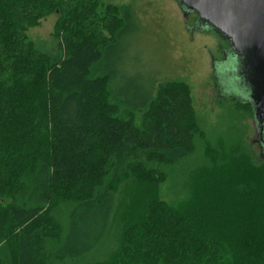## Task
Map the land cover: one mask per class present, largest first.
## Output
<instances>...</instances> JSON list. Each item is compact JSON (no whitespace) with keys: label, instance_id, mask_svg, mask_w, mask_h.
<instances>
[{"label":"trees","instance_id":"1","mask_svg":"<svg viewBox=\"0 0 264 264\" xmlns=\"http://www.w3.org/2000/svg\"><path fill=\"white\" fill-rule=\"evenodd\" d=\"M122 10L0 0V264H264V160L242 142L208 143L186 195L162 198L204 132L182 80L155 84L138 123L112 102L94 70ZM52 13L55 53L28 35Z\"/></svg>","mask_w":264,"mask_h":264},{"label":"rangeland","instance_id":"2","mask_svg":"<svg viewBox=\"0 0 264 264\" xmlns=\"http://www.w3.org/2000/svg\"><path fill=\"white\" fill-rule=\"evenodd\" d=\"M100 2L123 6L125 23L117 42L94 70L97 75L113 74L111 99L119 105L123 116L130 112L138 123L140 110L145 109L147 96L155 84L182 80L192 89L197 120L204 135L195 136V149L188 157L164 167L168 173L161 186L164 200L177 203L186 195L184 183L188 172L204 160L208 143L216 147L222 142H242L259 161L264 160V142L252 107L245 103L249 99L254 101L253 94L258 92L263 79L258 58L241 52L237 56L240 67L228 59L215 68L213 63L222 60L228 48L227 40L214 30H203L207 24L198 21L194 13L186 15L179 0ZM57 18L52 13L28 31L31 41L43 52L60 50V41L54 34ZM227 70L235 71L231 74L235 78ZM238 71H244L252 79L250 90L241 83L243 78ZM104 250L101 247L98 253Z\"/></svg>","mask_w":264,"mask_h":264},{"label":"water","instance_id":"3","mask_svg":"<svg viewBox=\"0 0 264 264\" xmlns=\"http://www.w3.org/2000/svg\"><path fill=\"white\" fill-rule=\"evenodd\" d=\"M186 15L197 13L220 36L229 38L235 54L249 52L259 59L263 79L253 94V111L260 132L264 122V0H179ZM264 140V136H262Z\"/></svg>","mask_w":264,"mask_h":264},{"label":"flooded vegetation","instance_id":"4","mask_svg":"<svg viewBox=\"0 0 264 264\" xmlns=\"http://www.w3.org/2000/svg\"><path fill=\"white\" fill-rule=\"evenodd\" d=\"M192 13H194V12H189L188 15H189V14H192ZM194 14H196V15L198 16L197 13H194ZM197 20L200 21V22H204L205 24H207V26H204V27H203L204 29L214 30L211 26L208 25V23H207L206 21H203V20L199 19V16L197 17ZM214 31H215V30H214ZM216 32H217V31H216ZM217 33H218V32H217ZM222 37H224V36H222ZM224 38L227 40L228 48H227L226 51L224 52L223 60H224V61H227L228 59H232V60L234 61V63L236 64V66H237V67H240V63H239L238 58H237L238 55L235 54L234 51L232 50V47H231V45H230V43H229V38H226V37H224ZM230 51H232L235 55L231 54ZM216 62L219 63V61L216 60L213 64L216 65V64H217ZM225 63H226V62H225ZM237 67H236V68H237ZM215 68H216V67H215ZM233 68H235V67L233 66ZM216 70H217V69H216ZM226 73H227L228 75L232 76V75L235 73V71H232V70L229 71V70H227ZM231 74H232V75H231ZM238 74L242 75L243 80L241 81V83H242L243 85H246V87H247L246 89L250 90V88H251V84H252V79H251L247 74H245L244 71H238ZM246 75H247V76H246ZM232 77L235 78V76H232ZM243 81H244V82H243ZM250 96H252V94H250ZM250 102H251V99L247 100L245 103L248 104V105H250V106L252 107V110H253V103H250ZM253 112H254V111H253ZM255 122H256V121H255ZM263 127H264V122H263ZM258 130H259L260 139H261V141L264 142V140L262 139V136H264V128H263V130H262V133L260 132V127L258 128ZM263 146H264V143H263Z\"/></svg>","mask_w":264,"mask_h":264}]
</instances>
